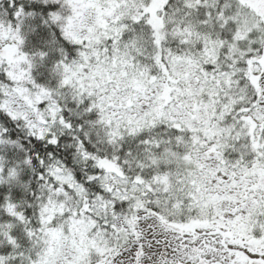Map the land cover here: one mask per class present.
Returning <instances> with one entry per match:
<instances>
[{
    "label": "snow or ice",
    "instance_id": "snow-or-ice-1",
    "mask_svg": "<svg viewBox=\"0 0 264 264\" xmlns=\"http://www.w3.org/2000/svg\"><path fill=\"white\" fill-rule=\"evenodd\" d=\"M0 264H264V0H0Z\"/></svg>",
    "mask_w": 264,
    "mask_h": 264
}]
</instances>
